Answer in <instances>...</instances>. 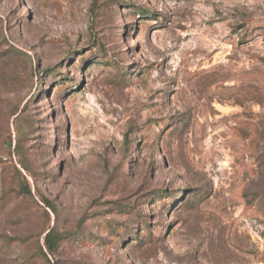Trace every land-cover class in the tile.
Wrapping results in <instances>:
<instances>
[{
	"label": "rangeland",
	"instance_id": "rangeland-1",
	"mask_svg": "<svg viewBox=\"0 0 264 264\" xmlns=\"http://www.w3.org/2000/svg\"><path fill=\"white\" fill-rule=\"evenodd\" d=\"M0 264H264V0H0Z\"/></svg>",
	"mask_w": 264,
	"mask_h": 264
},
{
	"label": "trees",
	"instance_id": "trees-1",
	"mask_svg": "<svg viewBox=\"0 0 264 264\" xmlns=\"http://www.w3.org/2000/svg\"><path fill=\"white\" fill-rule=\"evenodd\" d=\"M17 112H15L14 114H16ZM24 169L28 172H30V168L27 164H24ZM27 191H31L30 185H28L26 187ZM44 201L51 206L53 209V203L48 199V198H44ZM62 239V235L60 233H58L57 231H55V229L53 228H49L48 232L46 233L45 236V246L48 249V251L53 254L57 249H58V244L60 242V240ZM46 255V254H45Z\"/></svg>",
	"mask_w": 264,
	"mask_h": 264
}]
</instances>
